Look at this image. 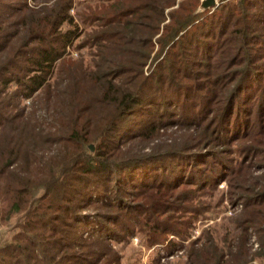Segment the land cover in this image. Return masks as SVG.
Wrapping results in <instances>:
<instances>
[{"label": "trees", "instance_id": "1", "mask_svg": "<svg viewBox=\"0 0 264 264\" xmlns=\"http://www.w3.org/2000/svg\"><path fill=\"white\" fill-rule=\"evenodd\" d=\"M233 2V10L217 0L214 10L197 12L200 0H95L102 4L88 7L82 21L96 24L84 44L97 61L77 63V79L65 74L67 51L80 37L74 0H0V201L8 218L22 216L0 246V264H119L104 242L84 258L73 250L75 198L88 199L100 180L115 183L106 206L126 218L119 233L143 227L149 245L164 230L186 240L185 216L201 207L192 195L225 180L243 203L240 232L220 247L208 238L191 251L193 261L264 258V0ZM83 83L97 98L84 100ZM19 97L34 110L25 115ZM134 116L142 121L130 131ZM51 119L53 133L44 134ZM170 124L183 131L172 150L122 158L129 140H150ZM253 168L260 174L248 177ZM121 192L137 205L115 196ZM118 217L108 219L117 225ZM253 233L256 253L246 247Z\"/></svg>", "mask_w": 264, "mask_h": 264}, {"label": "rangeland", "instance_id": "2", "mask_svg": "<svg viewBox=\"0 0 264 264\" xmlns=\"http://www.w3.org/2000/svg\"><path fill=\"white\" fill-rule=\"evenodd\" d=\"M201 1L202 0H200V2ZM28 2H31V0H28ZM228 2L230 8L233 10V0H228ZM97 4L100 6L102 3H95V0H74L73 9L70 11L75 23L80 26V37H78L73 46L67 51L66 57L69 61H67L65 66V74L72 75L77 79L80 71V68L76 65L77 63L82 62L84 67H91L94 60L97 61L93 51L95 49L84 44L86 35L91 34L96 24L82 21L83 14L88 11V7L91 6L94 8V11H96L99 8L95 10V5ZM102 6L104 7V15L112 12V10L110 11L109 9L108 3L104 2ZM62 86L63 88L65 87V85ZM82 86L84 88L86 87L88 90V92L82 94L84 100L97 98L95 97L96 92H91L93 89H91L90 84L83 83ZM2 99L3 102L7 101V97H3ZM18 99L19 107L21 109L24 108L25 115L28 114L31 109L34 110L31 99H23L21 97ZM44 106L45 101L37 103L36 110L44 109ZM49 110L52 112L51 107H49ZM141 121L142 120L136 116L132 117L129 130L133 131L136 124H139ZM43 123L44 125H42L41 128L44 134L53 133V130L50 129L53 124L52 119L45 120ZM158 131L159 133L154 134L150 140H129L124 144L125 146L121 148L124 150L121 155L122 158L141 155V153H150L152 150H156L158 154L172 150L174 144L178 142L176 139L183 133L175 124L162 126ZM54 147V145L50 146V148L48 146H37V150L43 153L48 149L49 151H54ZM238 155L239 153L236 148H233L232 155L230 156L232 160H237L239 158ZM259 174L257 168H253L247 176L255 177ZM136 178L139 180L137 176L135 179ZM228 184L229 183L223 180L213 189L209 188V190L207 189L202 193L198 191L192 195V197L195 196V200L198 202L197 204H200L201 207L193 209L197 212H192L190 215L191 217L185 216V218H188V221L190 220V226L185 232L187 233L186 240L181 239L178 235L172 236L167 230H164L157 236L156 239L158 241L153 245H149L150 240L147 237L148 233L145 234L144 229H142L143 227L138 226L131 236L119 233V224L121 222L126 223V218L116 207L106 206L109 200H111L110 196L114 198L113 191L115 189L113 185H115V183H110V185L104 187L101 180L93 181L88 191V196H90L88 199L85 197L82 201H79L78 198H75L74 205L79 207L74 221L75 238L78 240V243L74 241L73 247L75 248H73V250L83 257L91 249L96 250V248H99L98 242L100 241L109 244L111 250L117 255L119 264H196L193 261L194 257L191 256V251H193V249H200L208 238L211 237L216 240L220 247L224 245V243L233 241L235 235L240 232L237 224V217L243 210V203L241 201H234V196L232 195L234 189H230ZM127 186H129V184H127ZM115 196L122 197L125 201L124 203L132 207H135L139 202H136L133 197L127 193L121 192L120 195ZM189 203H192L194 207H198V205L192 201ZM5 206V203L0 201V246L10 241L12 235L19 231L16 225L22 219L21 215H11L10 218H8L4 212ZM116 215L119 216L116 220L117 225L112 223V219H108L114 218ZM129 226L131 227L130 224ZM108 230H114L117 234L122 235L118 237L119 241L115 240L114 237L109 234ZM83 242L84 245L81 246L79 243ZM246 247H249L250 253H256L258 251V240L254 233L250 235ZM105 257V255L102 257L103 262ZM248 264H264V258L255 257L253 261Z\"/></svg>", "mask_w": 264, "mask_h": 264}, {"label": "water", "instance_id": "3", "mask_svg": "<svg viewBox=\"0 0 264 264\" xmlns=\"http://www.w3.org/2000/svg\"><path fill=\"white\" fill-rule=\"evenodd\" d=\"M200 7L198 8L197 12H204V10H214L219 6L216 0H202ZM90 150H92V146H90Z\"/></svg>", "mask_w": 264, "mask_h": 264}]
</instances>
